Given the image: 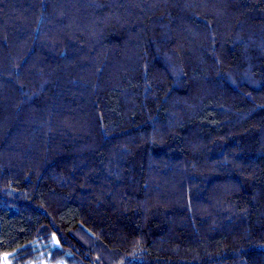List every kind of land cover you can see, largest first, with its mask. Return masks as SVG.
Masks as SVG:
<instances>
[{"label":"trees","instance_id":"obj_1","mask_svg":"<svg viewBox=\"0 0 264 264\" xmlns=\"http://www.w3.org/2000/svg\"><path fill=\"white\" fill-rule=\"evenodd\" d=\"M264 264V0H0V264Z\"/></svg>","mask_w":264,"mask_h":264},{"label":"rangeland","instance_id":"obj_2","mask_svg":"<svg viewBox=\"0 0 264 264\" xmlns=\"http://www.w3.org/2000/svg\"><path fill=\"white\" fill-rule=\"evenodd\" d=\"M3 264H10V262L8 260H5ZM42 264H46V263H42Z\"/></svg>","mask_w":264,"mask_h":264}]
</instances>
